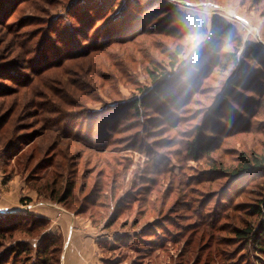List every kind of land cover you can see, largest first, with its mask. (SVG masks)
I'll use <instances>...</instances> for the list:
<instances>
[{
  "label": "rangeland",
  "instance_id": "obj_1",
  "mask_svg": "<svg viewBox=\"0 0 264 264\" xmlns=\"http://www.w3.org/2000/svg\"><path fill=\"white\" fill-rule=\"evenodd\" d=\"M17 1L0 14V87L8 90L0 97L1 195L55 204L56 219L67 211L104 232L95 264H264V251L236 235L259 229L253 207L264 199V177L234 182L210 170L234 166L244 152L264 154V65L252 56L264 55V0H215L209 28L214 20L233 26L229 53L238 62L228 64V53L207 62L178 111L164 94L139 114L130 104L154 87L150 70L174 71L175 16L199 0ZM244 69L262 88L240 90L233 115L212 114L227 80ZM198 126L214 150L195 161L187 146ZM13 219L0 221L17 224L0 229V264H42L40 244L57 235L61 259L65 238L51 222Z\"/></svg>",
  "mask_w": 264,
  "mask_h": 264
},
{
  "label": "trees",
  "instance_id": "obj_2",
  "mask_svg": "<svg viewBox=\"0 0 264 264\" xmlns=\"http://www.w3.org/2000/svg\"><path fill=\"white\" fill-rule=\"evenodd\" d=\"M17 4H18V1L16 2V0H6V2L2 6L3 8L0 7L1 9L0 14L3 15L5 13V12H2V10L3 11H6L8 9L14 10ZM52 30L53 32H56V29L53 27V25H52ZM211 31L213 32V35H218L226 31L233 32L234 29H233V26H231L230 24L226 22H223L220 20H214L211 26ZM252 56L253 58L257 59L258 61H260V63L264 65V55L263 54L255 50L254 52H252ZM210 61L214 64H218L216 58H213ZM225 61L228 64L230 63L236 64L238 62L236 60L235 53L226 54ZM169 67L171 68V70L174 69V65L171 62H169ZM223 68L224 70L228 72L230 70V67L228 66L223 65ZM168 71L169 70L167 69V67L160 66V65H157L154 69L150 70L149 73H150L151 79L152 81H156V83L154 84V87L149 91V93H146L144 97L142 98L135 99L130 104V107L135 111L136 114L140 113L141 106H144V107L147 106L149 102L148 101L149 97H151L152 95L158 97V96H162L165 94L169 80L171 78V77L170 78L164 77L165 75L168 74ZM8 73H10V76H7V77L9 79H13V75L15 73L13 74L11 73V71ZM255 85H256V78L254 75H251L249 71L246 72V70L244 69L242 71L240 70L239 72H235V74H233L227 80V84L221 96L218 98L217 102L212 108L211 113L221 116L222 113H226L225 111L229 112L228 110L230 109L228 106L231 103H235L234 106L236 104H239L238 101L241 95L238 92L240 90L249 89V88L259 90L260 88H262L260 84L257 86ZM6 91L8 90L0 87V97L5 95ZM232 110H230V112H232L231 114L233 115L234 112ZM251 110L252 109L249 106V107H246L245 111H251ZM101 118L103 119L104 116L102 115ZM229 118L231 117L229 116ZM230 123H233V121H230ZM57 125L59 126V124ZM215 126L213 125V128L215 129L218 128L217 126L216 127ZM222 132L223 133L230 132V130H228L227 128L225 129L223 128ZM91 144L89 145L90 148L92 149L94 148L96 150L100 149V152L105 151L104 149L105 146H101V145L94 146L95 145L94 143H91ZM213 150H214V142L208 137H206L201 127L198 126V128L196 129L195 138L187 146L188 155H190L193 160L200 161L202 156H210L211 153H213ZM210 170L212 172L219 170L220 173L224 175H228L234 182L242 181L244 178H247V177H253V176H263L264 177V154H258L257 152H251V153L244 152L238 156L236 164L234 166L225 167L224 164L215 165L212 163V165H210ZM72 192H73V187H71L70 185L69 187H67L65 191V195L62 198V200H60V202H64L69 197H71ZM253 212L260 217L259 229L257 231L253 230L252 227L239 229V230H236V235L238 236V238L244 239L245 241H250L252 243L254 242L253 244H255V247L257 249L264 251V199L260 201V204H257L256 206L253 207ZM9 215H11V217L4 218L6 220H3V221H9V220L15 221L13 218H19V219L23 218L25 221L28 217H30L27 220H30L32 225L33 224L35 225L37 223H41V224H46L48 222L50 223V221L45 217L33 216L29 213H25V214L10 213ZM0 221L3 222L2 220ZM16 225H17L16 223L10 224L4 228L0 227V229L11 230ZM110 226L111 225H108L107 228ZM156 228H159V227L156 226ZM63 244L64 242H63L61 235L45 237L38 248V252L41 255H43V258L41 260L42 264H50L51 262H53L54 257H52V255L56 256V254H58L56 258V264H59L60 263L59 255L62 253Z\"/></svg>",
  "mask_w": 264,
  "mask_h": 264
},
{
  "label": "clouds",
  "instance_id": "obj_3",
  "mask_svg": "<svg viewBox=\"0 0 264 264\" xmlns=\"http://www.w3.org/2000/svg\"><path fill=\"white\" fill-rule=\"evenodd\" d=\"M214 3L215 0H199L198 7L190 11L180 10L175 16L179 35L169 49L174 71L165 93L172 111L182 108L184 101L194 92L205 64L213 58L223 61L224 54L236 47L233 32L213 35L210 30Z\"/></svg>",
  "mask_w": 264,
  "mask_h": 264
},
{
  "label": "crops",
  "instance_id": "obj_4",
  "mask_svg": "<svg viewBox=\"0 0 264 264\" xmlns=\"http://www.w3.org/2000/svg\"><path fill=\"white\" fill-rule=\"evenodd\" d=\"M27 204L12 203L1 195L0 188V214L8 213H33L50 220L52 233H62L65 238V246L60 264H95L100 257L99 246L104 232L98 231L92 225L83 221L77 215L65 211L58 219V206L49 202L25 201ZM99 256V257H98Z\"/></svg>",
  "mask_w": 264,
  "mask_h": 264
}]
</instances>
